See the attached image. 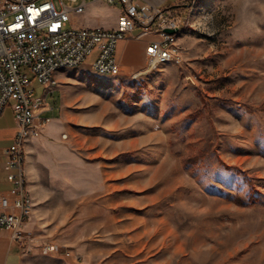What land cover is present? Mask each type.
<instances>
[{"label":"rangeland","instance_id":"rangeland-1","mask_svg":"<svg viewBox=\"0 0 264 264\" xmlns=\"http://www.w3.org/2000/svg\"><path fill=\"white\" fill-rule=\"evenodd\" d=\"M179 4L180 63L107 77L93 54L56 74L44 117L59 125L61 106L87 204L60 243L73 257L35 264H264V0ZM119 10L71 24L111 28Z\"/></svg>","mask_w":264,"mask_h":264},{"label":"built area","instance_id":"built-area-1","mask_svg":"<svg viewBox=\"0 0 264 264\" xmlns=\"http://www.w3.org/2000/svg\"><path fill=\"white\" fill-rule=\"evenodd\" d=\"M106 5L120 6V17L114 28L84 27L71 24L75 17L87 12V0H0V116L12 104L17 125L13 143L3 150L11 188L0 192V230L10 233L22 253L31 251L30 238L24 225L32 213L24 191L22 142L26 131L39 137L51 120L40 118L48 93H54L57 78H52V64L82 62L96 53L90 66L121 73L118 44L123 40H144L154 36L147 48V67L160 58L181 62L178 40L174 30L183 23L175 9L164 8L138 0H92ZM71 24V25H70ZM135 30L138 33L135 34ZM33 80L42 84L46 92L37 95L31 87ZM66 136V135H64ZM57 242L37 245L42 255L73 257ZM76 260H80L77 256Z\"/></svg>","mask_w":264,"mask_h":264},{"label":"crops","instance_id":"crops-1","mask_svg":"<svg viewBox=\"0 0 264 264\" xmlns=\"http://www.w3.org/2000/svg\"><path fill=\"white\" fill-rule=\"evenodd\" d=\"M138 1H147L164 8L180 5V0H172L171 2L170 0ZM96 3L91 1L87 11ZM120 14L121 11L119 10L118 19ZM116 25L111 28L116 27ZM154 38V36L146 38L147 46L142 58L136 57L133 40L119 42L117 54L121 73L125 72L132 75L147 69V48ZM96 53L93 54L96 56ZM59 74L60 72L57 73V75ZM51 106L54 105L51 104ZM53 110L45 109L39 117L43 118L44 115ZM58 117L60 118L59 122H61L59 125H50L53 122L51 118L50 122L43 127L41 135L28 139L24 148L28 189L34 201V208L30 219L24 225V232L30 238L32 252L30 254L22 253L18 244L11 239L10 233L0 230V264H35L40 258L54 260L57 256L42 255L37 245L52 241L66 243V233L71 228L70 221L80 217L86 208L87 203L82 204L80 191H76L81 187V181L74 179V152L71 139L65 133L69 130L70 124L65 121L61 106ZM16 130L13 106L10 103L4 108L0 116V192L7 191L12 186L7 179L8 168L5 164L3 150L13 143ZM76 202H81V204H78L74 211L73 204ZM100 202H102L100 203V210H104L105 205L108 208L120 205L119 198L110 199L108 197ZM74 212L77 216H74Z\"/></svg>","mask_w":264,"mask_h":264},{"label":"bare ground","instance_id":"bare-ground-1","mask_svg":"<svg viewBox=\"0 0 264 264\" xmlns=\"http://www.w3.org/2000/svg\"><path fill=\"white\" fill-rule=\"evenodd\" d=\"M191 6V5H190ZM173 39L178 40L179 36L182 32V28H180V25L177 26V28H174L173 30ZM167 62H174L175 63V59H168V58H160L159 61H157V63L152 64V66L150 68H147L145 71L143 72H150L152 70L157 69L160 65L167 63ZM82 62H63V63H54L52 64V78H57L56 74L64 69L67 68H75L78 67L80 65H82ZM91 68L96 71L98 74L104 75V76H117L121 73H115V71H109V70H104V69H99V68H95L93 66H91ZM139 74V73H138ZM137 74V75H138ZM66 137V136H64ZM33 138V131H26V139H24V142H22V163H23V174H24V191H25V196H27L28 201H29V209H30V213H32L33 208H34V201L32 198V195L28 189V178H27V174H26V170H25V144L28 141V139ZM25 253H31V251H24Z\"/></svg>","mask_w":264,"mask_h":264},{"label":"water","instance_id":"water-1","mask_svg":"<svg viewBox=\"0 0 264 264\" xmlns=\"http://www.w3.org/2000/svg\"><path fill=\"white\" fill-rule=\"evenodd\" d=\"M168 32L173 33L174 31L173 30H168Z\"/></svg>","mask_w":264,"mask_h":264}]
</instances>
